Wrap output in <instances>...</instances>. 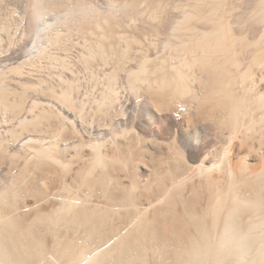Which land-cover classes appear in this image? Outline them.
<instances>
[{
  "label": "bare ground",
  "instance_id": "bare-ground-1",
  "mask_svg": "<svg viewBox=\"0 0 264 264\" xmlns=\"http://www.w3.org/2000/svg\"><path fill=\"white\" fill-rule=\"evenodd\" d=\"M0 264H264V0H0Z\"/></svg>",
  "mask_w": 264,
  "mask_h": 264
}]
</instances>
